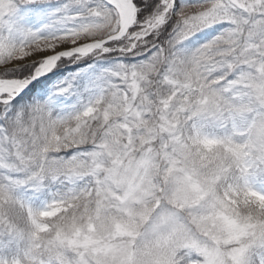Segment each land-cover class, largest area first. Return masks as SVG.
Listing matches in <instances>:
<instances>
[{"label":"rangeland","instance_id":"rangeland-1","mask_svg":"<svg viewBox=\"0 0 264 264\" xmlns=\"http://www.w3.org/2000/svg\"><path fill=\"white\" fill-rule=\"evenodd\" d=\"M164 4L142 30L171 11L170 49L135 52L128 31L127 48L72 54L121 30L115 5L0 0V117H30L22 135L62 151L107 119L96 147L50 163L71 181L42 191L6 172L19 156L0 126V208L15 215H0V264H264V0Z\"/></svg>","mask_w":264,"mask_h":264},{"label":"trees","instance_id":"trees-1","mask_svg":"<svg viewBox=\"0 0 264 264\" xmlns=\"http://www.w3.org/2000/svg\"><path fill=\"white\" fill-rule=\"evenodd\" d=\"M165 0H134L135 6L137 8V16H136V24L132 26L129 30V36L136 34V39L133 40L134 47L133 50L135 52H143L147 50H153V49H160V50H168L172 46V37L175 29L178 25V20H176L175 16L172 14L171 11H167L164 21L158 25L156 28H153L152 30L145 32L142 30L143 24L150 21L155 15L164 13L166 10V5L164 4ZM219 0H179V4L182 9L191 7V6H197L201 4L206 3H213ZM242 2L246 4H252L255 0H241ZM108 36V34H104L102 36L105 38ZM88 38V36L86 37ZM96 38V36L91 37ZM128 39L127 37H124L121 40L112 41L108 44H106L105 47H117V46H124V48H127ZM98 54V51L90 56V58L86 59V56H77L68 60L62 61L58 65V68H64L63 65L68 66L71 61H74L73 63H76L74 65H81L82 63L88 64L96 58V55ZM70 62V63H69ZM4 63L3 61H0V64ZM93 64V63H91ZM31 71H28L27 74H29ZM33 74V73H32ZM18 76V75H14ZM31 76V75H28ZM47 78L43 79V83L40 85H37L34 87V94L39 92L40 90H43L47 86ZM55 97H60L61 93L58 95H55ZM1 112V110H0ZM10 120L4 121L3 118L0 117V126L4 127L5 132L3 133V137H10L12 140V145L14 146V152L19 156L16 159V163L18 165V169H15V167L8 169V174L19 180H24L28 182L29 187L39 189L40 191L44 189H48L49 187L53 186L55 182L58 183H65L68 184L69 178L68 176H65L63 174H51L49 173L50 163L54 160H60L63 155L69 153V152H78V151H84L85 153L89 152L93 147H96L100 137L102 130L105 126V123L107 119L103 118L102 116L94 117L96 118L95 121L89 122L91 129H86L85 131H77L76 134H78L79 141L81 143L78 144V146L69 149L67 151H62L59 149L58 143H53L52 147L53 149L45 150L43 148L44 146V140L33 142L32 140H28V137L25 135H22V132L27 130L28 128L32 127V123H30L31 118L28 117L27 120L21 121V124H18L15 122L13 118H10V116H7ZM6 119V118H5ZM32 122V121H31ZM80 122H77L75 124H79ZM39 122L36 123V127H34V130H37L39 127ZM7 128V129H6ZM26 132V131H25ZM25 136V137H24ZM9 138V140H10ZM21 156V159H20ZM10 157V162L14 163L15 158ZM48 169V171H47ZM58 175V176H57ZM1 203V202H0ZM2 210V208H0ZM8 212V213H7ZM1 217H7L13 218L15 215H11V212L9 211H3L0 213ZM249 215V214H248ZM255 215V214H254ZM251 215V218H254L257 222L259 220L256 215ZM260 222V220L258 221Z\"/></svg>","mask_w":264,"mask_h":264},{"label":"water","instance_id":"water-1","mask_svg":"<svg viewBox=\"0 0 264 264\" xmlns=\"http://www.w3.org/2000/svg\"><path fill=\"white\" fill-rule=\"evenodd\" d=\"M106 2L109 5H112L110 2H108V1H106ZM133 5H134L133 0H130V2H129V9L130 10L132 9ZM130 26H131V22H128L127 25L124 26L123 28H121V30L117 34H114V35H112L110 37H107V38L102 39V40H99V41H95L90 46V51L96 49L97 47H99L102 44H106V43H109V42L114 41V40H120V39H122L127 34V32L129 31ZM68 51L70 53H72V54H83V52L82 51H79V50L70 49Z\"/></svg>","mask_w":264,"mask_h":264},{"label":"bare ground","instance_id":"bare-ground-1","mask_svg":"<svg viewBox=\"0 0 264 264\" xmlns=\"http://www.w3.org/2000/svg\"><path fill=\"white\" fill-rule=\"evenodd\" d=\"M108 2H110L111 4L115 5L119 11H120V15H121V22H122V28L124 26L127 25L128 22L132 21L133 18V9H129V2L130 0H106ZM91 46V45H90ZM90 46H80L78 48H76L79 51H84L85 47H90Z\"/></svg>","mask_w":264,"mask_h":264}]
</instances>
